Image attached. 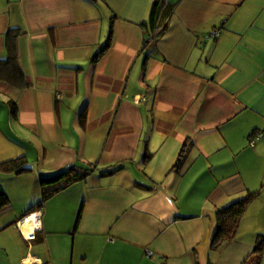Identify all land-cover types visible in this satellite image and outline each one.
Listing matches in <instances>:
<instances>
[{
  "label": "crops",
  "instance_id": "crops-1",
  "mask_svg": "<svg viewBox=\"0 0 264 264\" xmlns=\"http://www.w3.org/2000/svg\"><path fill=\"white\" fill-rule=\"evenodd\" d=\"M9 29L26 85L0 79V163L30 170L0 171V264L249 258L264 233V0H0V59ZM71 166L91 171L44 195L39 178ZM256 191L211 252L215 212Z\"/></svg>",
  "mask_w": 264,
  "mask_h": 264
},
{
  "label": "trees",
  "instance_id": "trees-1",
  "mask_svg": "<svg viewBox=\"0 0 264 264\" xmlns=\"http://www.w3.org/2000/svg\"><path fill=\"white\" fill-rule=\"evenodd\" d=\"M151 14H154L157 2L154 3ZM141 26H145V22L141 23ZM18 30L9 29L6 32V48L7 56L4 59H0V79L7 82L11 86L24 87L25 79L22 71L19 68L17 62V48H16V35ZM155 34L145 33L143 38V47H145L149 42H154ZM111 38L103 45L100 53H97L93 58L96 60L99 54L104 53V51L109 47ZM10 111L15 114L16 105L14 102H8ZM181 156H179L173 166V170H178L181 166ZM122 169L121 165L112 166L103 171H100V175H112ZM29 166L24 157H19L13 160L0 163V171L7 173H24L29 171ZM91 171L89 168L81 167H68L66 170L58 172L53 175L42 176L39 178L40 184L43 187V194L46 195L48 186H51V192L55 193L60 191L70 184L84 179L87 174ZM257 194L256 192L249 193L245 197L238 199L228 206L218 209L215 212L216 227L211 236L209 248L211 252H216L223 243L231 240L236 235L237 226L241 220L242 214L245 210L247 204L251 199ZM6 195L2 188L0 187V207L6 204ZM264 254V233H259L256 236L255 242L252 247L251 254L249 258L245 259L243 264H260L261 256Z\"/></svg>",
  "mask_w": 264,
  "mask_h": 264
},
{
  "label": "bare ground",
  "instance_id": "bare-ground-1",
  "mask_svg": "<svg viewBox=\"0 0 264 264\" xmlns=\"http://www.w3.org/2000/svg\"><path fill=\"white\" fill-rule=\"evenodd\" d=\"M23 230L25 232V234L31 233L33 227L36 225V218L35 216H31L29 218H27L24 222H23Z\"/></svg>",
  "mask_w": 264,
  "mask_h": 264
},
{
  "label": "built area",
  "instance_id": "built-area-1",
  "mask_svg": "<svg viewBox=\"0 0 264 264\" xmlns=\"http://www.w3.org/2000/svg\"><path fill=\"white\" fill-rule=\"evenodd\" d=\"M216 34H217V32H214L213 33V35H216ZM259 137H260V135L258 137H256V138L258 139ZM253 143H254V140L253 141L251 140L250 141V144H253ZM35 218H36V225L33 227L31 233L25 235V237L27 239L33 238L34 237V231H35V229H37L39 227V223H37V217H35ZM22 221H24L23 218L19 222H17V223H21Z\"/></svg>",
  "mask_w": 264,
  "mask_h": 264
},
{
  "label": "rangeland",
  "instance_id": "rangeland-1",
  "mask_svg": "<svg viewBox=\"0 0 264 264\" xmlns=\"http://www.w3.org/2000/svg\"><path fill=\"white\" fill-rule=\"evenodd\" d=\"M260 264H264V254L261 256Z\"/></svg>",
  "mask_w": 264,
  "mask_h": 264
}]
</instances>
